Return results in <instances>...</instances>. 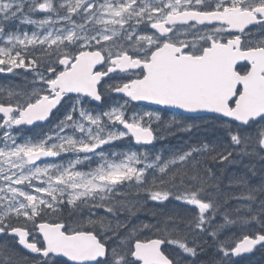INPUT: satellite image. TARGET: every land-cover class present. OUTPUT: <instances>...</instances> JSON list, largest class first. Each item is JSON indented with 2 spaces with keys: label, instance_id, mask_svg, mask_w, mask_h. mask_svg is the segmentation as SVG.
<instances>
[{
  "label": "snow or ice",
  "instance_id": "1",
  "mask_svg": "<svg viewBox=\"0 0 264 264\" xmlns=\"http://www.w3.org/2000/svg\"><path fill=\"white\" fill-rule=\"evenodd\" d=\"M256 251L264 0H0V264Z\"/></svg>",
  "mask_w": 264,
  "mask_h": 264
},
{
  "label": "trees",
  "instance_id": "2",
  "mask_svg": "<svg viewBox=\"0 0 264 264\" xmlns=\"http://www.w3.org/2000/svg\"><path fill=\"white\" fill-rule=\"evenodd\" d=\"M165 118L167 116L172 115L171 113L164 114ZM197 123L203 125L199 132L187 133V132H178L173 129L175 132L174 135H167L164 139L158 141L156 143V149H176L178 147L184 146L185 141L195 142L198 138H203L205 140H212L215 138V133L207 124V118L205 120H197ZM207 129V130H205ZM31 135V132L27 133ZM118 147H123L118 145ZM143 218V214H142ZM238 260V264H264V253L260 251H256L252 255H247L244 257L236 258Z\"/></svg>",
  "mask_w": 264,
  "mask_h": 264
},
{
  "label": "bare ground",
  "instance_id": "3",
  "mask_svg": "<svg viewBox=\"0 0 264 264\" xmlns=\"http://www.w3.org/2000/svg\"><path fill=\"white\" fill-rule=\"evenodd\" d=\"M247 255H252V254H246L245 256H247ZM244 257V256H243ZM240 258V257H239Z\"/></svg>",
  "mask_w": 264,
  "mask_h": 264
},
{
  "label": "water",
  "instance_id": "4",
  "mask_svg": "<svg viewBox=\"0 0 264 264\" xmlns=\"http://www.w3.org/2000/svg\"><path fill=\"white\" fill-rule=\"evenodd\" d=\"M251 254V253H250Z\"/></svg>",
  "mask_w": 264,
  "mask_h": 264
}]
</instances>
